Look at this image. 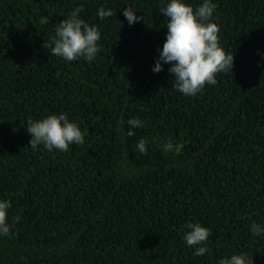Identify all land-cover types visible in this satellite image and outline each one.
Wrapping results in <instances>:
<instances>
[{"label":"trees","instance_id":"trees-1","mask_svg":"<svg viewBox=\"0 0 264 264\" xmlns=\"http://www.w3.org/2000/svg\"><path fill=\"white\" fill-rule=\"evenodd\" d=\"M213 2L233 67L186 96L168 65L152 71L162 0H0V200L10 204L0 264H216L233 253L264 264V235L250 231L264 225V0ZM78 6L100 32L92 61L51 53L55 25ZM101 7L113 14L99 18ZM125 7L141 20L130 26ZM61 112L84 142L31 148L27 122ZM187 222L210 229L203 255L183 240Z\"/></svg>","mask_w":264,"mask_h":264},{"label":"clouds","instance_id":"clouds-1","mask_svg":"<svg viewBox=\"0 0 264 264\" xmlns=\"http://www.w3.org/2000/svg\"><path fill=\"white\" fill-rule=\"evenodd\" d=\"M215 7L213 0H202L195 8L187 0H162L159 8L166 18V33L158 48L152 71L158 73L168 65L167 72L175 81L173 87L186 96L196 95L205 84H215L217 73L233 67L234 56L219 45L218 26L210 19ZM81 11L80 6L74 8L56 24L51 38V53L66 61L80 58L92 61L99 50L97 42L100 32L95 24H89L81 17ZM135 13L130 7L122 9V15L130 26L141 20ZM112 14L111 8L97 9V16L101 19ZM128 124L141 127L142 121L134 118ZM26 131L30 136L28 144L34 149L42 145L47 151H67L71 144L84 142L79 125L69 120L63 112L29 120ZM137 148L141 152L145 151L143 139L138 141ZM9 207L7 200H0V234H7L10 230L7 220ZM185 229V244L189 247L197 245L194 255H203L206 248L202 244L208 239L210 229L198 222H187ZM250 231L254 235H264V225L253 223ZM216 264H252V261L245 253H233L220 257Z\"/></svg>","mask_w":264,"mask_h":264}]
</instances>
